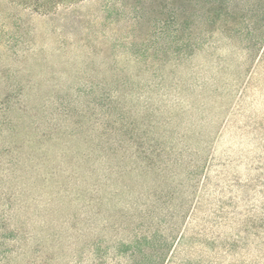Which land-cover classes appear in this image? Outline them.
<instances>
[{
    "label": "rangeland",
    "instance_id": "374dc122",
    "mask_svg": "<svg viewBox=\"0 0 264 264\" xmlns=\"http://www.w3.org/2000/svg\"><path fill=\"white\" fill-rule=\"evenodd\" d=\"M263 9L82 0L41 15L0 1L2 264H264V30L248 35ZM197 152L184 236L137 240L129 183L138 194L157 175L140 179L136 159L177 160L176 187Z\"/></svg>",
    "mask_w": 264,
    "mask_h": 264
},
{
    "label": "trees",
    "instance_id": "16d2710c",
    "mask_svg": "<svg viewBox=\"0 0 264 264\" xmlns=\"http://www.w3.org/2000/svg\"><path fill=\"white\" fill-rule=\"evenodd\" d=\"M8 3L23 11H30L31 13L48 15L54 13L59 8H67L75 5L82 0H0ZM258 27L254 28V33L248 34L252 37V41L255 43L259 40L261 35L263 36L264 30V9L262 10L258 23ZM255 34V35H254ZM211 143V141H210ZM209 143V144H210ZM206 143H202V146ZM205 148V147H204ZM208 145V150H209ZM208 153V152H207ZM206 153V155H207ZM169 154V153H167ZM203 156L204 151L201 150ZM201 154L197 152L195 158L189 162L188 171L182 182L178 183L175 187L174 180L168 175V170H172L171 167H177L178 161L167 160V157H163L161 160V166L156 165L150 160L148 166L143 165L145 159L141 155V159H136V164L140 166V172L138 177L142 180H146L150 175L156 174L157 179L154 181L153 187L142 190L141 193H135L133 185L129 183V195L131 196L130 215L129 220L137 223V227L132 229V235L137 240L150 239L154 240L156 237L161 238L162 241L173 240L175 237L181 239L185 234V224L188 214L191 212V203L195 197L199 181L202 177L201 173L207 162V156L201 157ZM166 156V153H163ZM192 158V157H191ZM149 160V159H148ZM192 163V164H191ZM155 165V166H154ZM134 171V170H133ZM133 172H129L131 175ZM171 176H175V172L170 173ZM133 180V179H132ZM169 183V184H168ZM159 184V187H155ZM153 220H159L160 223H155V227L149 228L146 222L150 221L153 225ZM148 226L147 228H145ZM10 228V227H9ZM5 228L6 231L15 232L14 228ZM8 240L4 239L0 243V264L4 263L8 257L13 254L8 247ZM136 240V241H137ZM167 249V248H166ZM164 247H161L157 251L162 255L165 254Z\"/></svg>",
    "mask_w": 264,
    "mask_h": 264
}]
</instances>
